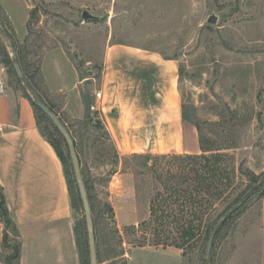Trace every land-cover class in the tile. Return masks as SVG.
<instances>
[{"label":"rangeland","instance_id":"rangeland-1","mask_svg":"<svg viewBox=\"0 0 264 264\" xmlns=\"http://www.w3.org/2000/svg\"><path fill=\"white\" fill-rule=\"evenodd\" d=\"M19 1L27 7L30 25L23 41L16 36L15 40L23 47L28 74L35 72L39 59L51 50L63 51L84 80L99 77L104 54L112 45L173 60L187 119L200 124L212 148L232 155L245 171L259 178L264 175V0ZM83 11L98 19L83 20ZM0 16L13 34L1 4ZM211 16L217 19L214 25L207 22ZM2 46L12 58L13 49L0 32V61ZM34 78L39 81L38 75ZM11 81L26 89L14 77ZM98 119L101 127L67 121L90 195L98 264H264L260 194L222 227L209 256L203 230L178 249L172 244L181 211L186 210L188 220L190 212L199 209L197 201L193 204L183 196L184 188L192 184L182 180V169L192 167L184 157L201 154L199 148L194 154L153 152L145 155L147 159L121 157L106 136L100 115ZM185 127L193 128L198 140L194 126L185 122ZM41 128L67 154L53 126L43 121ZM67 168L73 178L70 158ZM188 177L190 180L192 175ZM248 183L238 175L228 200L211 206L206 203L205 222L214 226ZM151 206L157 211L155 218L150 217ZM161 211L168 218L157 222ZM74 215L78 221L82 211ZM155 229L163 245H154ZM143 238L146 246L138 247ZM115 255L121 256L112 258Z\"/></svg>","mask_w":264,"mask_h":264},{"label":"crops","instance_id":"crops-1","mask_svg":"<svg viewBox=\"0 0 264 264\" xmlns=\"http://www.w3.org/2000/svg\"><path fill=\"white\" fill-rule=\"evenodd\" d=\"M0 4L16 38L23 41L27 7L19 0ZM39 71L41 97L66 121L83 119L81 93L89 94L121 157L194 154L199 148L194 129L185 127L182 119L178 66L173 60L112 45L104 54L99 77L84 80L63 51L51 50L42 56ZM2 78L0 187L20 235L19 264H80L63 165L41 135L22 88L15 87L7 73ZM96 92L101 99H94ZM262 204L264 214V199ZM2 230L0 223V238Z\"/></svg>","mask_w":264,"mask_h":264},{"label":"trees","instance_id":"trees-1","mask_svg":"<svg viewBox=\"0 0 264 264\" xmlns=\"http://www.w3.org/2000/svg\"><path fill=\"white\" fill-rule=\"evenodd\" d=\"M0 23L3 26V30L0 31L2 34L5 35L7 40L9 41L11 48L16 53V60L24 74L25 77V84L30 85V87L39 95L42 102L58 117V119L61 121V123L65 126L67 131L70 133L75 150L78 156V146L76 143L75 138L72 135V132L69 128V125L67 124L66 119L55 112L50 106H48L43 98L40 95L39 86H41L40 81V71H39V64L41 61V58L38 61L37 68L34 73L28 74L27 68L24 67L25 57L22 55L21 49L23 48L22 45H19L15 40V34L8 33L7 31V25L5 24L4 20L0 16ZM29 20L27 22V27L29 28ZM10 26V24H9ZM1 63L6 68V73L11 79V77H14L16 79V82L18 85H22L23 82L18 80V78L15 75V72L12 67L13 59L10 57L9 53L7 52L6 48L4 46L1 47ZM28 66V65H27ZM35 74L38 75L39 81H36ZM22 91L24 95L27 97V99L30 101L33 111L35 114L37 126L39 128V131L41 135L49 142V144L53 147L55 150L59 160L61 161L65 178L67 181V186L69 190V196L71 201V207L74 212H81L82 211V217L75 221L74 226V232H75V238H76V244L77 249L79 252V260L80 264H89L88 260V246H87V235H86V228H85V221H84V214H83V208L81 204V200L79 197L78 189L76 186V182L74 179V174L72 171V177L70 176L69 170L67 168L69 155L64 154L62 151L59 141L51 138L47 133L43 131L41 128V123L43 121H48L51 125L52 123L49 121V119L42 113V111L34 104V101L32 99L31 94H29L28 90L22 87ZM83 105H84V117L79 122H84L85 124H93L94 126L101 127L102 123L99 121V113L98 112H92L90 111V106L93 104L92 99H90L88 93H81ZM181 110H182V119L184 122H190L196 131L198 132V143H199V150L201 154L198 155H187L184 157L185 160L189 162V164L192 166L191 169H187V167L182 169V180L184 183L192 182L191 187L184 188L183 196L186 201L193 202V204L198 202L199 209L193 210L190 212L191 218L187 220V212L186 210L181 211L180 217L178 221L180 222V225L177 228V236L174 240V243L172 244L174 247L178 249H183L186 245L190 244L192 241H194L197 238L198 232L203 230V239L205 242H207L209 234L213 228V224L209 225L205 222V217L207 216L208 206H211L215 204L216 202L222 201V200H228L232 196V191L235 189L236 182L238 180V175L244 176L248 180V185L234 198L232 203L229 205V207L226 209H230L251 187L254 185H258L257 190L252 195L255 196L257 193L260 194V198L264 199V180H261V178L251 174L249 171H245L243 169L242 164L236 165L235 158L232 155L220 153L219 149L212 148V141L211 139H207L203 136L202 129L200 127V124L196 121H189L186 117L185 113V106L181 104ZM53 126V125H52ZM54 130L58 133L56 128L53 126ZM60 136V134L58 133ZM106 136L111 140L113 146L114 143L109 135V133L106 131ZM61 141L64 143L63 138L60 136ZM115 149V146H114ZM134 158H144L147 159L146 156H139V155H132ZM79 160V156H78ZM80 164V161H79ZM82 174V173H81ZM189 175H192L191 179L189 180ZM83 178V176H82ZM85 189L87 192V197L90 205V195L88 192L87 185L83 179ZM251 197V198H252ZM250 198V199H251ZM249 199V200H250ZM248 200V201H249ZM247 201V202H248ZM246 202V203H247ZM206 203L208 206L206 207ZM245 203V204H246ZM244 204V205H245ZM244 205L238 209L234 214H232L217 230L212 248H214L215 243L218 238V234L222 227L231 220L234 216L238 215L241 211V209L244 207ZM110 214H113V210L111 207H107ZM90 210L92 214V207L90 205ZM150 217L155 218L157 211L154 209V207H150ZM164 214L163 211H161L160 216L156 218V221L159 222L163 218H168L166 216H162ZM93 218V216H92ZM150 222V221H149ZM0 223L3 226V230L1 233L0 238V261L2 264H19L20 260V251H21V241H20V235L18 232V229L16 225L14 224L13 220L10 217V214L8 212L5 198L3 194V190L0 187ZM94 224V235H95V222L93 219ZM144 225H150L148 222H143ZM132 230H135L136 228L133 226L131 228ZM155 229V238L157 239L154 243V245H163L161 239H159L160 232ZM95 243H96V235H95ZM138 247H144L146 246V240L143 238V241L137 243ZM97 251V246H96ZM122 255V254H121ZM121 255H115L112 258H116ZM98 252H97V259H98Z\"/></svg>","mask_w":264,"mask_h":264},{"label":"water","instance_id":"water-1","mask_svg":"<svg viewBox=\"0 0 264 264\" xmlns=\"http://www.w3.org/2000/svg\"><path fill=\"white\" fill-rule=\"evenodd\" d=\"M81 18L83 20H97L98 18L88 11H83L81 14ZM216 17L211 16L207 20V22L211 25H214L216 23ZM3 30V26L0 23V31ZM12 67L15 72L16 77L21 82H25L24 74L16 60V53L13 50L12 52ZM26 89L31 93L32 99L34 101V104L42 111V113L49 119V121L52 123V125L56 128L60 136L63 138L67 152L71 161L72 171L74 174V179L76 182V186L78 189L79 197L81 200L82 208H83V214H84V221H85V228H86V235H87V246H88V260L89 264H98L97 259V251H96V243H95V235H94V224H93V218L90 210V205L87 197V192L85 189V185L83 182L80 164L78 160V156L75 150L73 139L70 135V133L67 131L65 126L61 123V121L58 119V117L42 102L39 95L30 87V85L26 84ZM261 180H264V175L261 177ZM258 185H254L251 187L230 209L226 211V213L215 223L213 226L208 240L206 244V253L209 256L211 252V247L213 244V240L215 237V234L219 227L232 215L234 214L238 209H240L254 194V192L257 190Z\"/></svg>","mask_w":264,"mask_h":264},{"label":"built area","instance_id":"built-area-1","mask_svg":"<svg viewBox=\"0 0 264 264\" xmlns=\"http://www.w3.org/2000/svg\"><path fill=\"white\" fill-rule=\"evenodd\" d=\"M2 74H6V68L4 66H0V94L3 93L4 91V87H5V81L4 79L2 78ZM94 99L95 100H99L101 99V93L100 92H96L94 94ZM90 111L92 112H98L94 103L90 106Z\"/></svg>","mask_w":264,"mask_h":264}]
</instances>
